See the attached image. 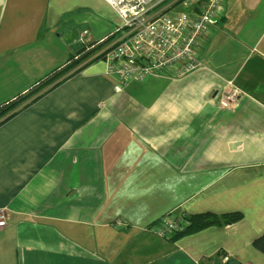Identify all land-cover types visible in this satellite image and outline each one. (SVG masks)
I'll use <instances>...</instances> for the list:
<instances>
[{
	"label": "crops",
	"instance_id": "0c3cea01",
	"mask_svg": "<svg viewBox=\"0 0 264 264\" xmlns=\"http://www.w3.org/2000/svg\"><path fill=\"white\" fill-rule=\"evenodd\" d=\"M223 6L206 70L116 93L104 61L79 57L120 25L106 2L0 0V106L72 65L0 125V264H264V0ZM207 212L244 218L175 241L144 231Z\"/></svg>",
	"mask_w": 264,
	"mask_h": 264
},
{
	"label": "built area",
	"instance_id": "2783aa9c",
	"mask_svg": "<svg viewBox=\"0 0 264 264\" xmlns=\"http://www.w3.org/2000/svg\"><path fill=\"white\" fill-rule=\"evenodd\" d=\"M118 16L115 34L98 44L86 63L102 60L106 75L115 77V92L149 78L184 79L206 70L200 50L224 10L225 0H103ZM230 84L225 104L239 101ZM8 210L0 209V228ZM185 219L172 213L145 228L168 237L185 228Z\"/></svg>",
	"mask_w": 264,
	"mask_h": 264
},
{
	"label": "trees",
	"instance_id": "16d2710c",
	"mask_svg": "<svg viewBox=\"0 0 264 264\" xmlns=\"http://www.w3.org/2000/svg\"><path fill=\"white\" fill-rule=\"evenodd\" d=\"M99 46L94 44H88L84 49L79 52V57H81L80 62L89 58ZM74 61V57L70 59ZM79 63V61L77 62ZM68 66V65H67ZM66 67V65H65ZM61 67L58 70H55L48 76L44 77L42 80H39L32 84L25 92L18 95L12 101L0 106V125L5 123L7 120L11 119L15 115L24 111L36 100L40 99L43 95L55 89L62 81H58L60 76L65 74L68 71H71L72 65L70 68ZM79 70L73 72L71 75L75 74ZM70 75V76H71ZM244 218L241 212H230L226 214H215L211 212L195 214L191 216L184 217L186 226L181 231L176 234L171 235L170 239L172 241L182 238L187 235H194L204 229L209 227H225L236 224ZM253 247L264 254V235L258 237L253 241Z\"/></svg>",
	"mask_w": 264,
	"mask_h": 264
},
{
	"label": "rangeland",
	"instance_id": "374dc122",
	"mask_svg": "<svg viewBox=\"0 0 264 264\" xmlns=\"http://www.w3.org/2000/svg\"><path fill=\"white\" fill-rule=\"evenodd\" d=\"M113 16L115 17L116 15L113 13ZM79 70V69H78Z\"/></svg>",
	"mask_w": 264,
	"mask_h": 264
}]
</instances>
